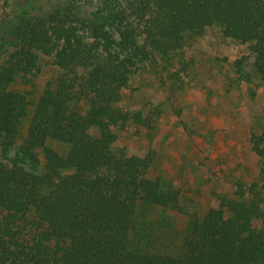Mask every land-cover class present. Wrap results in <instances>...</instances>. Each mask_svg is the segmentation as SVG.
I'll return each mask as SVG.
<instances>
[{"label": "trees", "instance_id": "obj_1", "mask_svg": "<svg viewBox=\"0 0 264 264\" xmlns=\"http://www.w3.org/2000/svg\"><path fill=\"white\" fill-rule=\"evenodd\" d=\"M0 8V264H264V131L251 137L257 181L215 194L189 218L176 253L150 247L157 230L173 229L167 213L184 212L182 189L151 173L154 152L118 144L116 133L152 128L121 105L133 76L177 80L174 62L211 27L245 46L264 81V0H0ZM42 57L58 72L31 99Z\"/></svg>", "mask_w": 264, "mask_h": 264}, {"label": "rangeland", "instance_id": "obj_2", "mask_svg": "<svg viewBox=\"0 0 264 264\" xmlns=\"http://www.w3.org/2000/svg\"><path fill=\"white\" fill-rule=\"evenodd\" d=\"M245 56L244 45L211 27L203 37L188 41L181 62H174L170 72L178 73L177 80L167 73L140 72L124 91L123 108L141 112L152 128L132 124L129 132L116 130L117 143L154 152L151 173L182 189L184 212L167 213L173 229L157 230L151 251L178 252L189 218L202 216L215 194L233 196L237 183L249 185L258 179L260 161L251 137L264 131V81L255 75L252 57L239 67ZM41 61L31 99L58 72L51 57ZM50 145L66 151L63 144Z\"/></svg>", "mask_w": 264, "mask_h": 264}]
</instances>
